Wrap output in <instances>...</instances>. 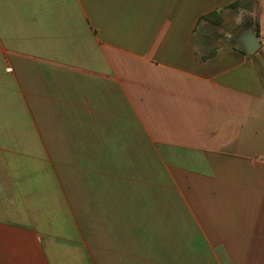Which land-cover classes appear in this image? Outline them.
I'll list each match as a JSON object with an SVG mask.
<instances>
[{"label":"crops","instance_id":"obj_1","mask_svg":"<svg viewBox=\"0 0 264 264\" xmlns=\"http://www.w3.org/2000/svg\"><path fill=\"white\" fill-rule=\"evenodd\" d=\"M221 10L234 11L239 31L209 52L212 25L203 17ZM56 15L93 26L92 55L62 48L63 103L78 105V139L115 153L116 160L99 157L106 168L96 173L117 188L114 197L100 195L90 176L96 252L75 226L64 241L44 239L38 220H25L19 201L6 196L32 183L27 169L37 171V161H18V183L0 181L10 199L0 206V264H99L97 252L119 264L120 249L126 264H264V0H0V26L53 24ZM241 22L258 34L254 54L237 40ZM36 35L0 32L5 110L17 104L8 89L23 98L21 84H7L20 62L54 54L42 52L49 35ZM53 70L43 77L47 90L55 88ZM1 114L5 135L13 129L22 136L21 114H9L19 119L14 128ZM0 147L23 152L21 145ZM119 153L144 155L135 169ZM118 170L128 178L117 179Z\"/></svg>","mask_w":264,"mask_h":264},{"label":"rangeland","instance_id":"obj_2","mask_svg":"<svg viewBox=\"0 0 264 264\" xmlns=\"http://www.w3.org/2000/svg\"><path fill=\"white\" fill-rule=\"evenodd\" d=\"M233 12L231 10L230 13L226 14L221 10L208 18L209 24L212 25L209 30H206L209 33L207 38L209 52L220 43H232V40L228 37L229 33H231V36H235L236 31H239L238 25L234 23ZM242 22L241 29L243 30L246 21ZM16 29H21L22 33L29 37L39 33L49 35L50 41L47 44L44 42L42 46L41 43L39 45L42 47V52L51 51L54 54L49 57L37 58L35 62H31V58L26 57L25 60L20 62L18 72L13 75L17 76V82L13 76L7 78L8 87L11 84H21V89L18 85L17 87L18 91L22 90L23 98L20 99L18 91L16 96V93L12 95L14 92L11 94L8 89L7 98L14 97L17 104L8 105V110L0 106V110L6 113V116L1 114V119H5L4 124L14 128L15 124H19V119L15 121L10 118L9 114L14 116L15 114L17 116L21 114L22 136L13 129L10 132L12 136L5 135L7 131L0 128L2 137H0V146L6 145L10 148L13 144L21 145L23 152H0V172L2 173L0 181L5 182L7 187L11 186L12 180L15 181V184L18 183L17 175L12 172L17 168L16 163L18 161H22L24 164L26 161H37L38 168L37 171L34 168L27 169V176L32 175V183H30V180L23 181L22 185H19L20 194L13 192L12 194L7 191L6 195L4 192H0V206L4 209V205L7 206V202L10 201L8 197H14V201H19V207H23L20 216H23L25 220L28 218L34 222L38 220L39 223L37 224L39 225L37 227L40 226V229L44 230V239H47L45 237H52L56 241H64L69 236V233L66 232L68 225L75 226L82 231V237L90 241L92 252H96L94 248V228L98 212H96V202L93 196L94 187L91 186L92 178L90 176L94 175L96 177L95 182L98 183L100 195L104 193V196L107 194L113 195L114 189L117 188V185L112 182L113 179L97 174L96 170L100 168V170L105 171L104 164L99 163L105 162L99 159V157L103 159L102 155L107 153L106 159L110 154L115 160L116 157L115 153L112 152L101 153V151H97L99 149L94 146L96 143L92 142L91 139L84 138V143V140L82 141L75 136L79 132V125L82 124L79 120L78 105L64 104L62 92L65 74L62 48L67 44L70 45L71 49L73 47L78 49L79 47L78 50L85 49L92 55L93 40L91 33L93 34V26L64 24L63 19L58 15L55 16L53 24L48 22L38 25L15 26L8 24L0 26V32H5L8 37H11ZM64 37L69 39L65 40ZM10 43L14 44V42L8 40L7 44ZM31 45L30 42L27 44V46ZM24 49L28 48L25 47ZM2 59L4 57L0 55V64ZM7 59L8 66L10 65L9 62L12 61L11 66L14 69L17 61L14 59L9 60V57ZM47 67L54 68V89L47 90L46 83H44L43 77L47 76L45 74ZM36 84H39V89ZM2 123L3 121H0V125ZM75 150L84 151L77 152ZM124 155L130 157V162L136 169L138 161H141L138 157L144 154L133 153L127 155L119 153L118 157H124ZM7 172L12 174L13 177L7 176ZM123 178L128 177H124L118 170L117 179L121 180ZM7 181L9 182L6 183ZM125 200L127 201V199ZM124 235L122 233V236ZM77 236L79 237L78 233ZM118 251L120 254L119 264H126V257H124L126 250L120 249ZM109 260V257L97 252L99 264H110Z\"/></svg>","mask_w":264,"mask_h":264},{"label":"water","instance_id":"obj_3","mask_svg":"<svg viewBox=\"0 0 264 264\" xmlns=\"http://www.w3.org/2000/svg\"><path fill=\"white\" fill-rule=\"evenodd\" d=\"M237 40L249 54H254L261 45L258 34L253 27L244 28L238 35Z\"/></svg>","mask_w":264,"mask_h":264},{"label":"trees","instance_id":"obj_4","mask_svg":"<svg viewBox=\"0 0 264 264\" xmlns=\"http://www.w3.org/2000/svg\"><path fill=\"white\" fill-rule=\"evenodd\" d=\"M233 6H235V4H233ZM217 12H213V13H211V14H209V15H206V16H204L203 18H206V19H208L211 15H213V14H216ZM211 55V54H210ZM209 55V56H210ZM209 56H203V59H205V58H207V57H209Z\"/></svg>","mask_w":264,"mask_h":264}]
</instances>
